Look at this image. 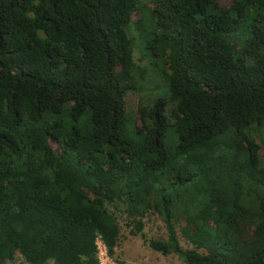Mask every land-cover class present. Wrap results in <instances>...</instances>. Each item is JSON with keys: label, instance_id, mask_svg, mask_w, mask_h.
Instances as JSON below:
<instances>
[{"label": "trees", "instance_id": "obj_1", "mask_svg": "<svg viewBox=\"0 0 264 264\" xmlns=\"http://www.w3.org/2000/svg\"><path fill=\"white\" fill-rule=\"evenodd\" d=\"M133 26L167 86L128 110L150 75ZM257 137L264 0H0V264L115 259L111 206L142 237L162 216L150 246L187 264H264Z\"/></svg>", "mask_w": 264, "mask_h": 264}, {"label": "rangeland", "instance_id": "obj_2", "mask_svg": "<svg viewBox=\"0 0 264 264\" xmlns=\"http://www.w3.org/2000/svg\"><path fill=\"white\" fill-rule=\"evenodd\" d=\"M223 3L231 2L232 0H221ZM141 3H149V0H140ZM129 34L135 40V59L138 65L148 66L149 78L145 81L144 87L141 91H131L126 96V107L128 110H137L141 105H147L153 103L159 97L166 95V86L164 79L157 74V69L154 65L161 67V62L151 58L153 65L150 61L142 59L141 47L143 40H147L146 28L143 30L137 27L129 28ZM170 109H168V112ZM173 132V129L171 130ZM257 141L261 144V155L264 159V143L260 137H257ZM110 210L115 212L118 217V221L121 228V235L119 244L116 249V258H111L104 253L101 249L100 261L101 264H117L116 259L123 260L131 264H187L177 254H163L154 250L149 240L153 238H167V229L165 221L157 213H150L145 219L144 233L145 237L141 235H135L132 232V228L129 225L123 209L116 206H111ZM180 241L183 247L190 248L192 245L180 234ZM9 264H30L27 262L21 254H17L16 258L9 262ZM46 264H55L50 260Z\"/></svg>", "mask_w": 264, "mask_h": 264}, {"label": "built area", "instance_id": "obj_3", "mask_svg": "<svg viewBox=\"0 0 264 264\" xmlns=\"http://www.w3.org/2000/svg\"><path fill=\"white\" fill-rule=\"evenodd\" d=\"M101 249L104 251V253L106 254V255H108L107 254V250H106V247H105V245L101 242V241H99V257H100V254H101ZM101 258V257H100ZM101 260V259H100ZM101 262V261H100ZM101 264V263H100Z\"/></svg>", "mask_w": 264, "mask_h": 264}]
</instances>
